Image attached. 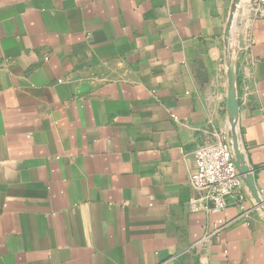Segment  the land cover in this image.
Returning <instances> with one entry per match:
<instances>
[{
  "label": "crops",
  "instance_id": "1",
  "mask_svg": "<svg viewBox=\"0 0 264 264\" xmlns=\"http://www.w3.org/2000/svg\"><path fill=\"white\" fill-rule=\"evenodd\" d=\"M245 1L0 0V264H264V17ZM230 50L246 219L188 206L202 131L229 133Z\"/></svg>",
  "mask_w": 264,
  "mask_h": 264
},
{
  "label": "built area",
  "instance_id": "2",
  "mask_svg": "<svg viewBox=\"0 0 264 264\" xmlns=\"http://www.w3.org/2000/svg\"><path fill=\"white\" fill-rule=\"evenodd\" d=\"M253 16L264 17V0H248ZM194 171L188 183L197 196L189 202L191 212L222 213L231 204L239 209L240 218L251 213L247 204V187L234 162L227 133L206 129L193 149ZM229 224H222V230Z\"/></svg>",
  "mask_w": 264,
  "mask_h": 264
},
{
  "label": "water",
  "instance_id": "3",
  "mask_svg": "<svg viewBox=\"0 0 264 264\" xmlns=\"http://www.w3.org/2000/svg\"><path fill=\"white\" fill-rule=\"evenodd\" d=\"M239 0H236L238 3ZM228 57V113L230 119V128H229V139L233 149L234 162L235 166L242 177L245 185L251 193H256L257 188L255 185V179L252 169L248 166L246 156L244 154L241 134L238 127V98H237V87H236V73H235V63L233 59V53L230 52L227 55ZM86 86L84 85L83 88Z\"/></svg>",
  "mask_w": 264,
  "mask_h": 264
},
{
  "label": "rangeland",
  "instance_id": "4",
  "mask_svg": "<svg viewBox=\"0 0 264 264\" xmlns=\"http://www.w3.org/2000/svg\"><path fill=\"white\" fill-rule=\"evenodd\" d=\"M245 2H248V0H247V1H245ZM236 16H237V15H236ZM233 24H234L235 26H236V24H237V23H236V19H235V18L233 19Z\"/></svg>",
  "mask_w": 264,
  "mask_h": 264
},
{
  "label": "bare ground",
  "instance_id": "5",
  "mask_svg": "<svg viewBox=\"0 0 264 264\" xmlns=\"http://www.w3.org/2000/svg\"><path fill=\"white\" fill-rule=\"evenodd\" d=\"M234 33V32H233ZM232 44V43H231ZM233 50V49H232ZM235 55V54H234Z\"/></svg>",
  "mask_w": 264,
  "mask_h": 264
}]
</instances>
